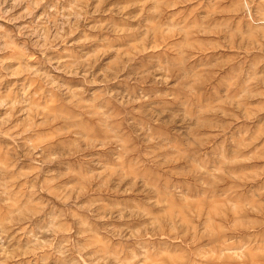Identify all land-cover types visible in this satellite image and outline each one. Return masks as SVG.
<instances>
[{
    "label": "rangeland",
    "instance_id": "rangeland-1",
    "mask_svg": "<svg viewBox=\"0 0 264 264\" xmlns=\"http://www.w3.org/2000/svg\"><path fill=\"white\" fill-rule=\"evenodd\" d=\"M0 264H264V0H0Z\"/></svg>",
    "mask_w": 264,
    "mask_h": 264
}]
</instances>
